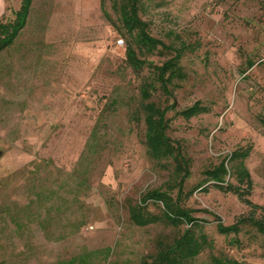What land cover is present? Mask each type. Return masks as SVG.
Wrapping results in <instances>:
<instances>
[{"label":"rangeland","instance_id":"obj_1","mask_svg":"<svg viewBox=\"0 0 264 264\" xmlns=\"http://www.w3.org/2000/svg\"><path fill=\"white\" fill-rule=\"evenodd\" d=\"M122 1L33 0L27 27L0 53V264L77 256L106 264L107 248V264H143L160 238L187 228L130 220L129 206L151 190L177 198L180 180L173 159L148 154L141 96L154 77L150 64L173 52L139 54L148 63L135 70L120 30ZM20 5L0 0V22ZM139 15L183 55L186 78L171 84L174 98L158 88L151 101L175 103L168 133L189 154L192 174L180 205L203 220L213 244L193 264H216L214 256L264 264V235L249 221L264 222V0H141ZM197 102L209 111L181 115ZM243 149L251 150L248 198L258 207L206 181L207 170ZM148 209L162 212L158 203ZM243 221L237 235L218 230Z\"/></svg>","mask_w":264,"mask_h":264},{"label":"trees","instance_id":"obj_2","mask_svg":"<svg viewBox=\"0 0 264 264\" xmlns=\"http://www.w3.org/2000/svg\"><path fill=\"white\" fill-rule=\"evenodd\" d=\"M140 1L123 0L119 4L116 3L121 21L120 30L126 37L128 63L135 70H141L148 63L139 54L144 55L146 52L153 51L160 46L173 52V56L162 65L150 64L154 66V77L142 84L141 96L148 154L157 161L173 159L175 175L180 181L177 198H174L172 192L166 190H151L144 194L138 203L131 204L129 206L130 220L139 227H147L160 222L178 228L183 224H187V228L172 241L160 238L157 241V251L149 258L144 259L143 264H193V261L206 248H213V244L208 240L206 234L200 230L203 220H199L192 215L190 210L180 205L183 186L192 174L189 154L168 133L170 128L168 114L174 110L175 103L172 106L163 108L151 101L158 88L165 91L169 98H174L171 84L175 80L186 78L181 65L183 55L180 50L169 47L152 36L149 25L139 15ZM32 6L33 0H21L20 8L14 12V19L9 22H0V53L10 48L27 27ZM255 65L254 60L250 59L248 61V69H252ZM248 69L243 70L242 74H246ZM208 111L209 109L201 105V102H197L183 110L181 115L186 119H190ZM250 151V149H243L232 152L219 165L207 170L205 174L207 175L206 181L214 182L223 191L234 193L245 203L258 207L248 198L254 184L251 173L245 164V159L250 155ZM233 176L236 178L237 184L228 181V177ZM149 202L158 203L162 212L160 214L150 212L148 209ZM249 221L264 235V222L254 219H249ZM243 223L244 221L229 226L219 223L218 230L227 236L237 235L241 231L240 225ZM235 242L239 241L235 240ZM110 254L111 248H107L106 252L103 253L106 264L110 259ZM213 259L216 264H239L237 260L230 258L214 256ZM69 264H88V262L84 256H77L70 259Z\"/></svg>","mask_w":264,"mask_h":264},{"label":"built area","instance_id":"obj_3","mask_svg":"<svg viewBox=\"0 0 264 264\" xmlns=\"http://www.w3.org/2000/svg\"><path fill=\"white\" fill-rule=\"evenodd\" d=\"M118 44L119 45H123L124 44V41L123 40H120V41H118Z\"/></svg>","mask_w":264,"mask_h":264}]
</instances>
